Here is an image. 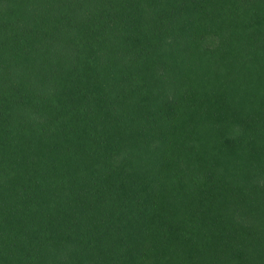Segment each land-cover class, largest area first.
Here are the masks:
<instances>
[{"label":"trees","instance_id":"obj_1","mask_svg":"<svg viewBox=\"0 0 264 264\" xmlns=\"http://www.w3.org/2000/svg\"><path fill=\"white\" fill-rule=\"evenodd\" d=\"M0 264H264V0H0Z\"/></svg>","mask_w":264,"mask_h":264}]
</instances>
